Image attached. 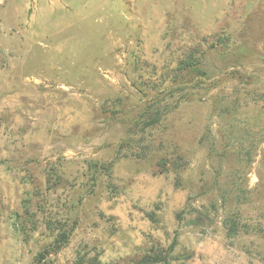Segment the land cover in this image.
Returning a JSON list of instances; mask_svg holds the SVG:
<instances>
[{
    "label": "rangeland",
    "instance_id": "rangeland-1",
    "mask_svg": "<svg viewBox=\"0 0 264 264\" xmlns=\"http://www.w3.org/2000/svg\"><path fill=\"white\" fill-rule=\"evenodd\" d=\"M61 224L38 264H264V0H0V264Z\"/></svg>",
    "mask_w": 264,
    "mask_h": 264
},
{
    "label": "trees",
    "instance_id": "trees-1",
    "mask_svg": "<svg viewBox=\"0 0 264 264\" xmlns=\"http://www.w3.org/2000/svg\"><path fill=\"white\" fill-rule=\"evenodd\" d=\"M221 41H223L222 38ZM211 49H214V47H211ZM206 54L207 52L201 51L198 53V55H195L194 52L190 51L184 58H182L178 62L176 71L179 74H192L193 72H196L201 68L202 60L206 56ZM172 92L173 90L169 91L168 93L170 94ZM163 99V97H158L157 95H154L147 99L146 103L142 107V110L137 114L136 118L131 124V127L135 131V133H143L144 131H146L147 129H151L161 121L162 117L167 113L170 105V102L168 101H164L162 103ZM177 181L178 180H176V183ZM220 191L221 192H218V194L225 204L230 197V192L224 189H220ZM223 207H226V205H224ZM224 226L226 229V234L228 236L238 235L241 231V227L247 228L246 224L240 222L238 214L235 212L226 213ZM70 231H72V226L71 228H68L67 224H61L59 227V232L50 243V247H46L42 252H40L39 256L36 258L35 263H40V261L44 259L46 254L61 248L64 243L68 241ZM255 233L264 234V228L255 230ZM170 259L171 258H162L158 254H149L144 256V258H140L139 260L135 261L134 264H170Z\"/></svg>",
    "mask_w": 264,
    "mask_h": 264
}]
</instances>
